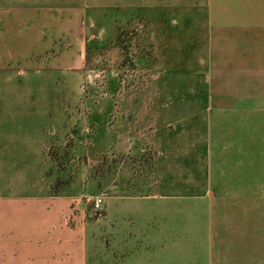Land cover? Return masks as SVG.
<instances>
[{
  "label": "crops",
  "instance_id": "obj_1",
  "mask_svg": "<svg viewBox=\"0 0 264 264\" xmlns=\"http://www.w3.org/2000/svg\"><path fill=\"white\" fill-rule=\"evenodd\" d=\"M0 2L1 81L27 92L0 139L1 261L89 264L90 198L47 195V154L75 130L85 187L118 160L112 243L140 251L164 233L166 264H264V0ZM102 28L142 29L134 69L119 48L116 99H62L93 72Z\"/></svg>",
  "mask_w": 264,
  "mask_h": 264
},
{
  "label": "rangeland",
  "instance_id": "obj_2",
  "mask_svg": "<svg viewBox=\"0 0 264 264\" xmlns=\"http://www.w3.org/2000/svg\"><path fill=\"white\" fill-rule=\"evenodd\" d=\"M3 9H8L9 5L4 2H0ZM7 7V8H6ZM93 30V38L88 43L89 52L93 53V58L87 61V64L93 69V72L83 78L81 82L80 92H67L66 96H62V99L71 98L73 100H90V99H116L117 92L116 86L119 76V60L118 49H122L123 53H126V62L129 63L130 71L134 69V53L141 50V38L142 29L132 28L125 31L121 29L114 35L109 36V29L102 28V37L96 35V30ZM99 30V29H98ZM103 39L102 44H98ZM4 46V45H3ZM64 42L61 41L53 46L52 50L46 53V58L59 54L64 51ZM15 66V65H14ZM11 65H3V68H12ZM19 65L15 66L17 69ZM2 65H0V139L5 137L6 134L15 133V123L12 122V117L8 115V111L11 110L13 101H22L24 96H27V92L23 91V84L18 78L11 85H6L4 81H1L2 77ZM8 78V77H7ZM42 95V94H41ZM35 98H38L37 93H33ZM77 132L73 130L67 140L55 141L53 146L47 154V195L59 196L64 194H70L78 197L79 202L86 200V197L90 200L86 204V208L91 214V218L87 217L89 223L88 227L93 228L91 236L86 240V248L89 250V264H166L165 261V235L164 233L158 236V240L153 245L148 244V240L143 237L141 239L142 246L140 251H125L123 246L110 239L109 233H112V239H117L118 231V209H117V190L115 182L117 174V157L111 156L105 159L104 167L102 164L95 165L93 167V176L98 179L97 184L93 188L85 187L86 178L81 173V169H85L89 166L87 157L83 153H79L80 140L75 139ZM74 136L73 138H71ZM59 142V144L57 143ZM63 142L65 143L63 145ZM61 143V144H60ZM67 146L69 147L67 149ZM0 156V165H1ZM108 167V168H107ZM81 176V177H80ZM110 180H107V178ZM81 180V181H79ZM103 180V181H102ZM79 181V183L75 182ZM102 182L104 184H102ZM109 183V184H108ZM106 186V187H105ZM97 195H103L105 198H112L110 200V208L107 216L104 219L105 213H95L92 207V201ZM81 204V203H80ZM103 218V219H102ZM94 234V235H93ZM115 235V236H113ZM136 240H140V237H135ZM104 240H110L113 244L111 254H108V247ZM98 247V250L96 249ZM133 249V247L131 248ZM19 256V255H18ZM108 257V259L106 258ZM1 258V255H0ZM21 259L10 258L0 260V264H19ZM16 262V263H13Z\"/></svg>",
  "mask_w": 264,
  "mask_h": 264
},
{
  "label": "built area",
  "instance_id": "obj_3",
  "mask_svg": "<svg viewBox=\"0 0 264 264\" xmlns=\"http://www.w3.org/2000/svg\"><path fill=\"white\" fill-rule=\"evenodd\" d=\"M105 197L103 195H97L93 199L92 207L95 213H101L103 211Z\"/></svg>",
  "mask_w": 264,
  "mask_h": 264
}]
</instances>
